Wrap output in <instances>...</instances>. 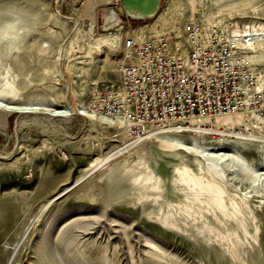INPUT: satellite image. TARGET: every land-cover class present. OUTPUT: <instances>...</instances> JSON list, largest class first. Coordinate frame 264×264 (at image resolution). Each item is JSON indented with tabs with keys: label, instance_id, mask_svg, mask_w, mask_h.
<instances>
[{
	"label": "rangeland",
	"instance_id": "rangeland-1",
	"mask_svg": "<svg viewBox=\"0 0 264 264\" xmlns=\"http://www.w3.org/2000/svg\"><path fill=\"white\" fill-rule=\"evenodd\" d=\"M162 1L159 13L168 10L159 20L122 16L121 27L140 31L148 24L159 34L199 19L227 34L234 24L264 28V0H173L170 7ZM104 6L121 7L119 0H0V17L27 61L19 71L12 61L18 49L14 56L0 53V211L4 204L9 210L0 217V264H44L47 248L61 264L73 258L80 264H264V167L258 166L264 164V116L252 115L255 138L242 145L214 132L177 134L202 147L198 158L155 143L139 149L145 138L137 142L112 118L122 48L92 44L93 37L117 31L100 29L97 10ZM35 15L40 23H33ZM261 39L242 49L259 55L252 61L263 73ZM50 64L55 74L47 71ZM219 140L226 154L244 155L255 175L213 160L206 147L220 146ZM179 161L200 179H211L207 171L214 167L223 174L219 186L234 220L208 205L210 195L175 183Z\"/></svg>",
	"mask_w": 264,
	"mask_h": 264
},
{
	"label": "built area",
	"instance_id": "built-area-1",
	"mask_svg": "<svg viewBox=\"0 0 264 264\" xmlns=\"http://www.w3.org/2000/svg\"><path fill=\"white\" fill-rule=\"evenodd\" d=\"M136 28L125 37L113 115L130 137L144 139L187 117L263 113L264 88L227 32L199 19L159 34L148 24Z\"/></svg>",
	"mask_w": 264,
	"mask_h": 264
},
{
	"label": "bare ground",
	"instance_id": "bare-ground-1",
	"mask_svg": "<svg viewBox=\"0 0 264 264\" xmlns=\"http://www.w3.org/2000/svg\"><path fill=\"white\" fill-rule=\"evenodd\" d=\"M110 1L111 0H101V3H108ZM171 4H174L173 0L168 1L169 7ZM116 9L120 14H124L121 7H118ZM167 10L168 9L166 8L163 11H161L159 14H157L153 18L152 21L159 20L164 15V11L166 12ZM38 22L40 23V20H39L38 16L35 15L33 17V23L36 24ZM228 26H230L229 30L232 29V31L228 34L229 41L232 43L233 42L238 43V45H240L239 49L241 50V55H242L241 58L245 59L247 61V63H250V66H254L252 68V71L256 72V75H257V77L261 83V88H264V72L262 73L261 71H258L259 68L252 61L255 58H258L259 55L258 56H256V55L252 56L250 54L243 53L244 49H242L244 47L248 48L251 45V43H253L255 40L262 43L263 39H261V38H262V36H264V28L263 27L260 28L262 32H258V31H255L251 26H247V25H244V27H242V28L238 27V26L236 27V24H234L233 26H231V25H228ZM11 30H12V26L9 24V22H6L3 18V16L0 17V53H3L4 55H10V53L11 54L13 53L12 51L14 48L18 49L19 52L18 53L15 52L16 53L15 59L12 61H14V64L19 71H24L27 67L26 57L24 56V52H22V53L20 52L21 49H20L19 42H17L11 36ZM134 31H137V30L122 26L115 33L110 32L108 34H100V35H97L96 37H93L92 44H95V47H98L96 49L108 48L113 44L120 45V47L122 48V55H121L122 58L121 59H125L126 58L125 37ZM70 43H71V46L74 45L73 41H71ZM258 45L260 46L262 44L258 43ZM71 50H69V51L71 52ZM75 50H73V51H75ZM81 52H83V51H81ZM13 56H14V53H13ZM53 66L50 64L46 68H47V71L52 70V73L55 74V72L53 70ZM55 67L58 68V73H59L58 75H61L62 73H61L58 65H55ZM58 78H57V80H59ZM11 89L12 88L9 87V90L12 93ZM117 95L121 97L120 92ZM12 110L17 111V112H23V110L20 108H18V109L13 108ZM78 110H79L78 108H75V111H78ZM37 111L44 113V111H46V110H44L43 108H37ZM70 113H72V112H70ZM252 115H253V117L256 115V118L254 120L257 121L258 118H263L264 113L261 114V113L252 112ZM59 116H61V115H59ZM251 117L252 116H250V115H246L244 113L239 112V113H223V114L217 115L215 117H205V118L187 117V118H183V119L178 120L174 126L167 127L165 129H161V130L151 131L150 133L147 134L144 141L141 144H139L138 148L141 149L143 147V145H145L146 143H155V144L159 145L161 148H163L164 150L182 151V152H185L189 155H193L194 157L198 158V155L201 153L200 150L202 149V147H201V149H200V147H198L197 142L194 140V138L192 140H190L191 141L190 143L185 144L184 142H182L178 138H175V136L180 137L177 134H181L183 132L189 133V131H190L191 133L194 134V136H196L195 134L207 135V134H211L214 132V135H221L222 137L229 138V139L236 138V142H234V143L242 145L243 144L241 142L242 140H244V139L247 140L248 138H255V136L252 134V132H249L250 129L254 128V126L252 128V126L250 124V120L252 119ZM112 118H114V117H112ZM113 120L115 123H118V125L123 127V124L120 123L118 120H116V119H113ZM207 125H209L211 127V129L205 128ZM222 128H224L225 130L221 131ZM228 131H230V132H228ZM243 131H245V132H243ZM126 135L127 134H124L123 136L126 137ZM140 140H136V141L139 142ZM220 140L218 143L220 146H218V147H214V146L212 147L211 146L210 147V145H211L210 144L209 147H206V151H211V150L214 151V156H213L214 159L213 160H216L219 163H220V161H225V162L231 161L232 163L237 164L240 172L244 176L248 177L251 173L253 175H255L254 172H251L254 169H251L249 167L247 160L245 159L244 155H242L238 150L233 151L230 149L229 150L232 154L231 155L226 154L227 152H224V151L228 150V147L224 146V144L221 142L224 140H221V141ZM228 143H233V142L229 141ZM204 147H205V145H204ZM119 151H116V152H119ZM207 155H209V154H207ZM200 156L203 157L204 155H200ZM177 160H178V158H177ZM94 162H98L99 164L102 163V161L99 162L98 159H95ZM193 162L196 163V161H193ZM91 165L93 166V164H91ZM96 165H98V164H96ZM96 165L94 167H96ZM100 165H102V164H100ZM258 166L264 167V164L262 162H259ZM89 167L90 166H88V168ZM94 169H96V168H94ZM86 170H87V168H86ZM174 171L178 175V178L175 180V183H180L178 185L182 184L181 185L182 187L186 186L187 188H189V190L190 189H196V190H198L199 193L210 195L209 197H213V199L210 198L212 200L208 201V205L214 206L217 209L218 214H220V216H222V217H225V219H227L228 221L232 220V219L234 220L235 216H232L233 213H232V215L230 213H228L227 206L229 204L225 203L226 200L224 197L225 196L224 189L221 188V186H219V185H221V184L223 185L225 183L224 177H223V174L217 168L214 167V170L207 171V172H210L209 176H211V179H209V180L208 179L204 180L203 178H201V179L198 178V176H196L192 172H190L192 170L191 169L189 170V168L187 167V165L185 163H183V161H179L178 165H175ZM77 180H79V179H77ZM213 182H214V186H213ZM51 183L52 182L50 181V184ZM50 184L48 187H50ZM52 185H53V183H52ZM48 187H47V189H48ZM241 199L243 202L246 203L248 200V197L244 196V197H241ZM7 205L8 204H4V208L0 211V217H2L3 215H7L9 213ZM162 222H164L163 224L165 226L168 225L167 220L162 221ZM47 249H45L43 252L44 264H61L58 262V259L55 256V254L50 252L51 250L49 251V249L48 250ZM72 264H80V262L79 261L76 262V259L73 258Z\"/></svg>",
	"mask_w": 264,
	"mask_h": 264
},
{
	"label": "water",
	"instance_id": "water-1",
	"mask_svg": "<svg viewBox=\"0 0 264 264\" xmlns=\"http://www.w3.org/2000/svg\"><path fill=\"white\" fill-rule=\"evenodd\" d=\"M124 14H120L116 8L101 7L97 10L100 29L105 32L118 30L124 23L122 16L132 21H146L153 19L160 11L162 0H119Z\"/></svg>",
	"mask_w": 264,
	"mask_h": 264
}]
</instances>
